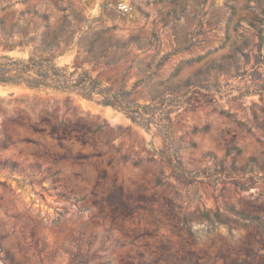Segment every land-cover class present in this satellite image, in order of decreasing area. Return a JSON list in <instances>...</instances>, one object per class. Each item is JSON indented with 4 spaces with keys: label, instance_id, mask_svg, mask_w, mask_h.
Masks as SVG:
<instances>
[{
    "label": "rangeland",
    "instance_id": "obj_1",
    "mask_svg": "<svg viewBox=\"0 0 264 264\" xmlns=\"http://www.w3.org/2000/svg\"><path fill=\"white\" fill-rule=\"evenodd\" d=\"M3 8L8 26L27 9L54 29L70 15L75 42L57 63L157 112L147 129L76 93L0 85V264H264V232L213 214L227 203L264 220V0ZM32 48L0 41V56Z\"/></svg>",
    "mask_w": 264,
    "mask_h": 264
},
{
    "label": "trees",
    "instance_id": "obj_2",
    "mask_svg": "<svg viewBox=\"0 0 264 264\" xmlns=\"http://www.w3.org/2000/svg\"><path fill=\"white\" fill-rule=\"evenodd\" d=\"M27 1H23L26 3ZM60 10V9H59ZM61 11V10H60ZM6 12V8L0 10ZM19 20L12 26H8L7 18L0 16V41L5 48L12 49L20 46L23 50L33 46L28 58H17L9 55L0 56V85L25 87L33 91H54L76 93L86 99L97 101L106 107H113L131 116L134 122L142 127L150 129L152 120L156 116L155 110L150 104L141 105L131 99L133 90L120 89L114 91L111 87L94 78L82 64H76L72 68L69 65L60 66L57 63L58 57L71 49L76 37V30L70 15L63 16L64 22L60 28H52L50 14L40 12L36 9H27L20 12ZM24 23V24H23ZM35 26L32 27V24ZM44 30L39 34V24ZM89 56L93 52V45L86 49ZM171 120L168 118V127ZM54 134L56 131H52ZM172 168L174 166L169 162ZM13 164L11 168H15ZM48 172L52 175L53 181L58 184L61 182V171ZM183 177L185 174H181ZM224 212L220 210L214 212L215 218L220 224L228 225L229 221L237 222L241 226L251 230L252 236L255 233L264 232V220L258 214H251L244 210H238L234 206L224 203ZM211 211L206 212V217L214 226ZM191 233V229L189 228ZM264 247V245H263ZM251 250L252 247H251ZM192 259L196 253H188ZM231 258L224 252L218 253L216 259L228 261ZM238 261V258L235 259ZM248 263V260H243ZM194 264H198L196 261Z\"/></svg>",
    "mask_w": 264,
    "mask_h": 264
}]
</instances>
